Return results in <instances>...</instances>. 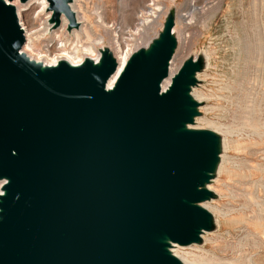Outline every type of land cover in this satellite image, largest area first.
<instances>
[{
    "label": "water",
    "instance_id": "obj_1",
    "mask_svg": "<svg viewBox=\"0 0 264 264\" xmlns=\"http://www.w3.org/2000/svg\"><path fill=\"white\" fill-rule=\"evenodd\" d=\"M13 1L0 2V264H183L171 248L215 225L202 204L222 151L191 127L202 56L163 88L177 48L167 12L109 86L107 48L79 65L30 59ZM47 1L55 23L78 25L71 0Z\"/></svg>",
    "mask_w": 264,
    "mask_h": 264
},
{
    "label": "rangeland",
    "instance_id": "obj_2",
    "mask_svg": "<svg viewBox=\"0 0 264 264\" xmlns=\"http://www.w3.org/2000/svg\"><path fill=\"white\" fill-rule=\"evenodd\" d=\"M87 1L104 7L109 24L114 22L117 27L126 26L124 31L128 27L134 29L138 22L137 14L148 9L150 3V0ZM159 2L164 7L159 18L145 33L136 35L135 45L137 48L146 45L161 30L167 12H173V33L177 38L173 57L181 56L183 62L189 56L201 55L204 61V69L197 74L198 82L193 87L200 96L197 118L206 117L207 122L233 128L228 135L229 142L221 144L220 160L223 155L228 160L223 165L218 164L215 177L207 185L213 197L206 202L218 204L222 216L213 214L215 225L211 231L202 234L199 243L175 245L172 249L183 264H216L223 257H241L242 264H264V171L253 168L258 163L264 166V137L260 139L250 135L242 126L243 119L237 112L240 110L237 105L254 104L255 118L264 124V0ZM37 11L38 8L33 14L26 15L27 18L23 17L24 25H27V19L30 22L34 18ZM39 21L42 20H32L34 27H40ZM68 24L67 31H70L73 27L68 29ZM123 36L127 37V33ZM121 48L125 50L127 47L123 43ZM100 49L95 50L99 56ZM246 89L249 91L247 97ZM196 127L210 129L206 123H197ZM215 133L221 136V140L224 138L222 133ZM254 178L262 179L263 184L252 187L245 183ZM245 189L252 190L255 198L243 209V199L239 194Z\"/></svg>",
    "mask_w": 264,
    "mask_h": 264
},
{
    "label": "bare ground",
    "instance_id": "obj_3",
    "mask_svg": "<svg viewBox=\"0 0 264 264\" xmlns=\"http://www.w3.org/2000/svg\"><path fill=\"white\" fill-rule=\"evenodd\" d=\"M17 2L19 1L14 0L12 3L15 6L17 17L24 31L25 43L22 47V51L30 59H33L34 61L41 62L42 64L49 66L57 65L60 61H67L72 65H79L83 63L84 60L87 58H90L93 61L97 62L99 59V54L97 52L95 53V50L98 47L101 49L107 48L113 54V56L118 62L117 71L110 78L108 84L109 86H112L118 73L121 71L122 67L126 63L130 54L133 52L135 48H137V46L135 45V42L137 41L136 35L140 36L139 34L145 33L147 28L152 26L157 21L161 11L164 8L159 2V0H150V3L147 6L148 9H142L140 13L137 14L138 22L135 24L134 29L132 30L130 29V27L127 26L128 30L124 31L126 29V26L117 27V24L114 22L109 24V22L106 20L105 17V13H106L105 8L100 6L96 2H95L96 5H94L93 2L91 3L87 0H71L69 5L74 13L75 20L78 23V25L76 27H73V29H71L70 31H67V24L69 22L68 18L64 14H61L58 23H55L51 18L52 11L49 9V3L47 0H28L25 3H19V4ZM90 4H92V6L94 7H91ZM36 8H38V11L36 12L34 18L31 19L30 22L27 19V25H24V22L22 21L23 17H26V15H28L31 12L33 14V11L35 12ZM44 14L45 16L42 17V15ZM132 14L134 15V13ZM37 19L42 20L41 22L39 21L40 22L39 28L34 27V23L32 22V20H37ZM121 21L123 22V20ZM128 23L130 22L128 21ZM52 27L53 29L50 30ZM174 30L175 28H173L172 31ZM125 33H127V37L123 36ZM123 43L127 47L125 50L121 48V44ZM181 62H182L181 56L180 58H175V57L172 58L169 66V77L164 80L163 88H165L167 84H169L170 77L174 73H176L179 66L181 65ZM196 77L198 76L196 75ZM194 90H195L194 88L191 89V95L196 101L199 102L200 96ZM248 95H249V91L246 92V97ZM245 100L248 99L245 98ZM237 107L240 108V110L237 109L238 110L237 112L241 115L243 119L242 126L249 131L250 135L263 139L264 124H261L258 120H256L255 118L256 107L254 106V104L251 105L246 104L244 106L242 105V107L241 105L240 106L237 105ZM206 111L208 110L206 109ZM194 123L196 124L206 123L208 124L210 129H212V131L215 132L218 131L222 133L224 135V138L221 140L222 146L225 142L228 141V135L233 132V128L225 124L218 122L215 123L213 121L207 122L206 117H200V118L196 117ZM196 124L195 126H191V127L198 128L196 127ZM226 159L228 160V158H226L223 155L219 165H223L226 162ZM253 168L256 171H264V166L260 163H258L257 165L255 164ZM262 181L263 180L262 179L260 180V178H254L249 180L248 182L245 181V183L253 187L254 185L257 186L256 184L258 183L262 185L263 184V183L261 184ZM2 191H3V181H0V194H2ZM239 196L243 199L241 205L243 209L244 208L246 209V207H248V205L251 204V202L255 198L253 191L250 189L249 190L245 189L243 191H240ZM202 205L212 215L215 214L218 217H221L223 214L221 213V210L217 206L218 204L217 205L213 203L207 204V202H204ZM171 251L177 257H179V259L183 262L180 256L177 253H175L172 248ZM216 264H242V261H241V257L240 259L233 257H223V259Z\"/></svg>",
    "mask_w": 264,
    "mask_h": 264
},
{
    "label": "snow or ice",
    "instance_id": "obj_4",
    "mask_svg": "<svg viewBox=\"0 0 264 264\" xmlns=\"http://www.w3.org/2000/svg\"><path fill=\"white\" fill-rule=\"evenodd\" d=\"M0 2H2V0H0Z\"/></svg>",
    "mask_w": 264,
    "mask_h": 264
}]
</instances>
